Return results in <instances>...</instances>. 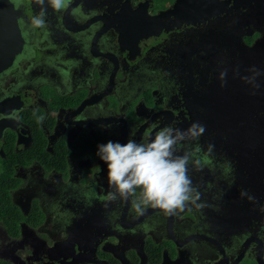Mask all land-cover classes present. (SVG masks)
<instances>
[{
  "label": "flooded vegetation",
  "instance_id": "af4514ba",
  "mask_svg": "<svg viewBox=\"0 0 264 264\" xmlns=\"http://www.w3.org/2000/svg\"><path fill=\"white\" fill-rule=\"evenodd\" d=\"M251 1L72 0L60 36L47 3L41 30L33 0H0V264L264 260V0ZM196 121L215 145L190 166L208 207H105L98 145Z\"/></svg>",
  "mask_w": 264,
  "mask_h": 264
},
{
  "label": "clouds",
  "instance_id": "9594fccd",
  "mask_svg": "<svg viewBox=\"0 0 264 264\" xmlns=\"http://www.w3.org/2000/svg\"><path fill=\"white\" fill-rule=\"evenodd\" d=\"M40 7L31 18L34 29H46L47 8L61 12L69 8L72 0H33ZM206 125L193 122L187 129L165 126L147 141L129 139L127 143L108 141L97 146V156L107 169L108 186L104 197L108 204L122 202L130 205L135 217L145 216L156 209L172 217L191 210L208 207L202 200L199 186L193 183L190 166L202 171L215 149L208 144L206 150L198 141L206 132ZM192 142L195 146H192ZM186 145L182 153L180 145ZM244 193H242L243 195Z\"/></svg>",
  "mask_w": 264,
  "mask_h": 264
},
{
  "label": "water",
  "instance_id": "95a60500",
  "mask_svg": "<svg viewBox=\"0 0 264 264\" xmlns=\"http://www.w3.org/2000/svg\"><path fill=\"white\" fill-rule=\"evenodd\" d=\"M235 2V0H234ZM252 1L250 0L249 3H251ZM236 3L238 4L239 3V0H236ZM254 3L257 5H261L260 3V0H254ZM68 11H69V8H67L66 10L64 11H61V12H56L57 16H58V30H60V32H58V35L62 36L64 33L68 34L69 31L71 30L68 25H67V16H68ZM79 31V38H80V41L83 40V35L82 33L80 32L81 30H77ZM104 45H107L109 41H111V35L110 33H105L104 34V37L102 39ZM152 114L150 116H137L138 119H143L145 120V123L142 125V126H150V128H153L155 125L157 124H160L161 120L158 118V119H155V121L151 120L153 116H156V114L158 112L154 111V112H151ZM230 113V112H229ZM228 117L230 118V116H227L226 114L224 115H218V118L221 119V120H225L226 122L228 121ZM251 255V253H250ZM259 256H256L254 254H252V256H248L247 258L243 259H239L235 264H264V260L262 258L258 259Z\"/></svg>",
  "mask_w": 264,
  "mask_h": 264
}]
</instances>
